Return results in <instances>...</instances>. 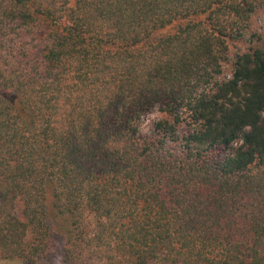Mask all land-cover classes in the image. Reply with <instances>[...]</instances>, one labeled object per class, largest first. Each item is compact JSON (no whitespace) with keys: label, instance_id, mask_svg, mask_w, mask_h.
I'll return each instance as SVG.
<instances>
[{"label":"trees","instance_id":"16d2710c","mask_svg":"<svg viewBox=\"0 0 264 264\" xmlns=\"http://www.w3.org/2000/svg\"><path fill=\"white\" fill-rule=\"evenodd\" d=\"M253 11L0 0V264L57 232L66 264H264V39L229 58Z\"/></svg>","mask_w":264,"mask_h":264},{"label":"rangeland","instance_id":"374dc122","mask_svg":"<svg viewBox=\"0 0 264 264\" xmlns=\"http://www.w3.org/2000/svg\"><path fill=\"white\" fill-rule=\"evenodd\" d=\"M237 4L252 5L254 11L250 14L246 22H241V29L245 33L243 39H234L229 41V58L234 61L235 56L241 52L247 50L254 44L252 42V36L255 35L254 41L257 38L264 39V0H235ZM235 16L233 15L232 18ZM231 18V19H232ZM232 66L230 63L225 65V75H230ZM158 110H154L144 117L140 137L147 138L154 126V123L160 118ZM63 235L61 232H57L55 241L50 249L48 255L38 264H66L64 261L63 252Z\"/></svg>","mask_w":264,"mask_h":264}]
</instances>
